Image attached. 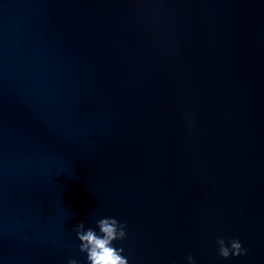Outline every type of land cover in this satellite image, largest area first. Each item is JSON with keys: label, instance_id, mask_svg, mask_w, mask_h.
<instances>
[{"label": "water", "instance_id": "water-1", "mask_svg": "<svg viewBox=\"0 0 264 264\" xmlns=\"http://www.w3.org/2000/svg\"><path fill=\"white\" fill-rule=\"evenodd\" d=\"M106 218L128 264H264V0H0V264Z\"/></svg>", "mask_w": 264, "mask_h": 264}, {"label": "clouds", "instance_id": "clouds-1", "mask_svg": "<svg viewBox=\"0 0 264 264\" xmlns=\"http://www.w3.org/2000/svg\"><path fill=\"white\" fill-rule=\"evenodd\" d=\"M117 224L118 221L115 218H106L98 221V226L102 235H98L92 229L86 232L83 231V223L77 226V235L82 242L80 250L88 254V261L90 264H128L126 258L120 255L123 249L117 250L112 246V241L118 238ZM125 227V225H121V230L119 232V238L121 239L126 236L123 230ZM217 242L220 245V255L225 258H228L230 255L240 256L247 254V249H244L238 240L234 239L231 241V251L229 247L226 246L223 239H218ZM188 260L190 264H195L191 256L188 257ZM69 264H77V261L71 260Z\"/></svg>", "mask_w": 264, "mask_h": 264}]
</instances>
